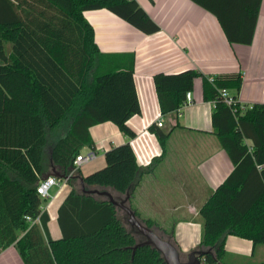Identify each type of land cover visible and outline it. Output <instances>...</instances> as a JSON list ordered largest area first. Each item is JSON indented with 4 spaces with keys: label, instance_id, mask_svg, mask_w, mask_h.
Masks as SVG:
<instances>
[{
    "label": "trees",
    "instance_id": "16d2710c",
    "mask_svg": "<svg viewBox=\"0 0 264 264\" xmlns=\"http://www.w3.org/2000/svg\"><path fill=\"white\" fill-rule=\"evenodd\" d=\"M190 1L214 16L229 44H251L261 0ZM100 9L143 34L159 31L135 0H0V253L14 246L23 264H165L152 247H136L141 236L125 228L116 207L104 197L83 194L80 184L81 179L86 190L107 191L120 201L159 159L140 169L125 143L104 153V168L82 178L74 171L80 150L94 148L90 127L111 122L134 138L127 121L140 114L133 56L101 54L82 16ZM199 77L203 100L214 103L213 133L233 169L199 209L196 250L206 252L203 264H226V237L264 244V104L240 110L238 102H223L219 91L237 94L241 73L207 78L188 69L152 76L160 113L180 109ZM149 131L164 152L167 135L153 125ZM46 157L62 169L63 178L71 174L66 180L71 190L57 209V240L51 239L42 210L48 199L36 194ZM126 205L179 251L171 229L142 219L128 200Z\"/></svg>",
    "mask_w": 264,
    "mask_h": 264
},
{
    "label": "crops",
    "instance_id": "0c3cea01",
    "mask_svg": "<svg viewBox=\"0 0 264 264\" xmlns=\"http://www.w3.org/2000/svg\"><path fill=\"white\" fill-rule=\"evenodd\" d=\"M13 1V0H12ZM159 27L146 35L111 12L100 9L84 11L82 16L93 31V41L103 55L133 56V83L140 114L128 119L134 138L122 134L116 125L104 122L88 129L94 148V160L82 164L77 177H85L105 166L104 153L128 143L136 164L147 168L159 159L149 172L141 174L133 187L128 203L142 219L158 228L173 231V240L183 259L196 250L202 233L199 209L233 169L219 140L213 133L211 114L214 103L202 96V78L193 82L191 104L162 115L152 82L156 73L176 74L192 69L207 78L221 74L241 73V87L236 94L227 90L241 107L264 104V0H261L253 39L250 45L229 44L214 18L190 0H135ZM10 52V44L5 45ZM162 126L158 127L157 122ZM156 126L166 137L164 152L149 131ZM66 130L64 127L62 129ZM55 135L51 141H54ZM45 172L39 180L55 177L58 185L51 188L43 204L49 221L52 240L61 237L57 209L71 190L62 176V169L51 159H44ZM10 177L12 172L7 171ZM58 175V176H56ZM226 264L264 263V244L235 236L224 241ZM0 264H23L14 246L0 253Z\"/></svg>",
    "mask_w": 264,
    "mask_h": 264
},
{
    "label": "water",
    "instance_id": "95a60500",
    "mask_svg": "<svg viewBox=\"0 0 264 264\" xmlns=\"http://www.w3.org/2000/svg\"><path fill=\"white\" fill-rule=\"evenodd\" d=\"M80 184H81V191L83 194L98 195L100 197H104L114 207L124 212V214L127 217V222L131 227V229H133L134 232L140 235L143 239L140 243L136 245V247H140V246L152 247L161 255L165 264H203L200 258L206 252L194 250L190 252L184 260H182L179 251L169 240L160 238L153 230L140 223V221L136 218L133 211L126 205L128 195H126L124 199L120 201H116L107 191H99L96 189L86 190L83 186L81 179H80Z\"/></svg>",
    "mask_w": 264,
    "mask_h": 264
},
{
    "label": "built area",
    "instance_id": "2783aa9c",
    "mask_svg": "<svg viewBox=\"0 0 264 264\" xmlns=\"http://www.w3.org/2000/svg\"><path fill=\"white\" fill-rule=\"evenodd\" d=\"M210 81H211V78H210ZM219 94H220V97L221 99L223 100V102L228 105V106H234L235 103L237 102L236 99H234L229 93L227 90H220L219 91ZM185 104H191V93L188 92L186 94V103ZM239 104V103H238ZM247 107H241L240 104H239V109L240 110H244L246 109ZM157 126L158 127H161L162 126V122L159 121L157 122ZM95 158V154L93 152H89L87 154H84V155H81L79 154L78 156H76L75 160L73 161V166H74V171L75 170H78L79 167L82 165V164H85V163H88L92 160H94ZM71 176V174H69L67 177H65V181ZM58 185V182L56 180L55 177H52V176H48L44 179H41L37 186H36V194L39 196L40 199H49L50 197V190L52 187L54 186H57ZM27 222H29L30 224H38L39 223V220L38 218H35V219H31L30 217H26L25 218Z\"/></svg>",
    "mask_w": 264,
    "mask_h": 264
},
{
    "label": "rangeland",
    "instance_id": "374dc122",
    "mask_svg": "<svg viewBox=\"0 0 264 264\" xmlns=\"http://www.w3.org/2000/svg\"><path fill=\"white\" fill-rule=\"evenodd\" d=\"M51 191V190H50ZM118 215L123 223V225L125 226V228L128 230V231H131V232H134L133 229H131V227L129 226L128 222H127V217L126 215L124 214V212L120 209H118ZM142 239V237H141ZM143 240V239H142Z\"/></svg>",
    "mask_w": 264,
    "mask_h": 264
}]
</instances>
